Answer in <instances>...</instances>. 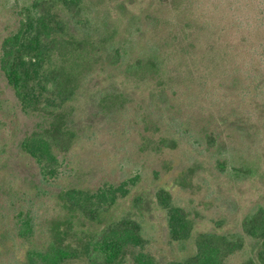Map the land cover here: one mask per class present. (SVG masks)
<instances>
[{
	"label": "rangeland",
	"instance_id": "1",
	"mask_svg": "<svg viewBox=\"0 0 264 264\" xmlns=\"http://www.w3.org/2000/svg\"><path fill=\"white\" fill-rule=\"evenodd\" d=\"M26 1L0 0V44L15 21L3 7ZM87 7L101 48L131 61L140 43L161 42L171 57L161 76L146 79L126 74L125 63L95 65L68 104L74 136L54 182L21 148L45 123L22 111L0 70V264L24 259L14 231L20 211L35 213L38 232L46 230L61 215V187L104 184L124 195L103 224H138L157 263L185 260L197 235L216 233L240 243L227 264H260L261 243L243 222L264 209V0H89ZM252 124L260 129L253 141ZM160 190L187 212L189 238L169 235ZM84 223L68 237L75 247L96 227ZM65 264H88L86 254ZM123 264H132L130 255Z\"/></svg>",
	"mask_w": 264,
	"mask_h": 264
},
{
	"label": "trees",
	"instance_id": "2",
	"mask_svg": "<svg viewBox=\"0 0 264 264\" xmlns=\"http://www.w3.org/2000/svg\"><path fill=\"white\" fill-rule=\"evenodd\" d=\"M88 1L28 0L16 9L3 7L15 21L1 40L0 70L22 111L38 115L45 123L21 142L23 151L38 164L44 181L54 182L57 177L59 159L74 136L68 104L98 62L114 66L125 63L126 74L146 79L161 76L171 57L169 46L161 42L157 49L147 42L140 43L131 61H127L125 51L101 48L94 39ZM258 128L252 124L251 131H247L252 141L260 132ZM123 195L120 187L109 184L95 189L61 187L57 194L61 215L39 232L37 215L20 211L14 231L25 245V252L17 264H65L78 257L80 250L86 254L88 264H123L129 255L132 264H159L144 251L138 224L126 218L103 224L105 213ZM157 195L171 238H189L192 222L187 212L175 205L166 191L160 190ZM84 222L96 223V227L82 246L75 247L68 237L76 234L77 225ZM243 226L248 236L260 241L258 259L264 264V209L247 215ZM195 246L193 255L169 264H227L240 243L226 235L203 233L195 238ZM239 264L254 263L246 259Z\"/></svg>",
	"mask_w": 264,
	"mask_h": 264
}]
</instances>
